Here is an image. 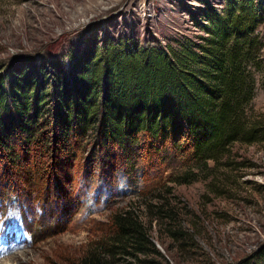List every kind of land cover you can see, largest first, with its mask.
<instances>
[{
    "label": "rangeland",
    "instance_id": "1",
    "mask_svg": "<svg viewBox=\"0 0 264 264\" xmlns=\"http://www.w3.org/2000/svg\"><path fill=\"white\" fill-rule=\"evenodd\" d=\"M229 1L235 0H0V72L31 75L37 86L47 77L52 85L58 67L68 72L110 43L165 51L200 44L206 15L224 11ZM255 1L264 8V0ZM258 32L264 44V23ZM260 58L263 71L264 46ZM255 78L248 115L263 128L264 79ZM50 126L48 133L60 135ZM20 139L12 142L11 158L0 156V211L19 213L32 239L11 247L0 235V264H83L91 256L106 264H238L264 245V141L234 145L236 170L202 172L198 181L179 184L183 169L171 156L147 166L130 154L124 163L111 144L97 149L92 137L75 138L66 151L70 163L53 165ZM161 201L166 214L157 209ZM128 209L144 221L155 251L118 252L108 263L111 218Z\"/></svg>",
    "mask_w": 264,
    "mask_h": 264
},
{
    "label": "trees",
    "instance_id": "2",
    "mask_svg": "<svg viewBox=\"0 0 264 264\" xmlns=\"http://www.w3.org/2000/svg\"><path fill=\"white\" fill-rule=\"evenodd\" d=\"M205 21L200 44L188 41L179 50L165 51L149 44L110 43L78 59L68 72L58 67L52 85L47 77L37 86L31 75L0 72V149H9L8 156H0L11 158L12 142L21 137L24 149L35 144L53 165L57 159L70 163L66 151L72 141L92 137L95 148L108 150L111 144L115 159L124 163L130 154L136 165L178 159L183 173L173 182L179 184L198 181L202 172L214 176L219 168L235 167V144L264 141V127L248 115L255 76L264 79L258 32L264 8L255 0L229 1ZM51 124L61 129L60 135L47 132ZM41 136L43 144L38 143ZM162 204L157 209L166 214ZM147 230L130 209L112 216L113 239L101 242H113L104 252L108 263L118 252L155 251ZM83 264L106 263L91 256ZM238 264H264V245Z\"/></svg>",
    "mask_w": 264,
    "mask_h": 264
},
{
    "label": "clouds",
    "instance_id": "3",
    "mask_svg": "<svg viewBox=\"0 0 264 264\" xmlns=\"http://www.w3.org/2000/svg\"><path fill=\"white\" fill-rule=\"evenodd\" d=\"M4 209H6V210H8L9 208L8 207H4L2 210H4ZM16 213V212H15ZM16 214H18V216H20V214L19 213H16ZM20 218H21V216H20ZM21 220H22V224H23V226H24V228L26 229V231L28 230V228H27V225H26V223L23 221V219L21 218ZM26 225V226H25Z\"/></svg>",
    "mask_w": 264,
    "mask_h": 264
}]
</instances>
